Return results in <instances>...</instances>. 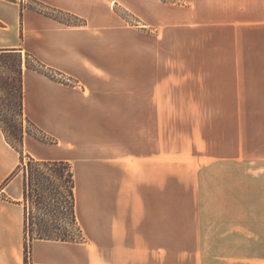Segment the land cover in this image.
<instances>
[{"label":"crops","instance_id":"1","mask_svg":"<svg viewBox=\"0 0 264 264\" xmlns=\"http://www.w3.org/2000/svg\"><path fill=\"white\" fill-rule=\"evenodd\" d=\"M224 2L237 14H227L222 46L195 24L175 26L179 9L154 0H0V53H28L44 65L23 62L24 116L54 140L31 143L40 160L72 166L84 238L35 240L32 264H171V251L183 250L197 251L193 264L209 263L198 173L224 160L242 171V186L264 187V173L253 177L244 161L248 123L261 119L242 94L246 81L260 87L264 80V0ZM118 4L158 32L128 26ZM181 126L186 152L171 142V129ZM18 163L0 130V185ZM251 198L264 202V190ZM22 200L16 175L0 189V264H24ZM226 201L225 264H264V238L251 243L264 209L244 208L240 190ZM235 218L243 219L237 237Z\"/></svg>","mask_w":264,"mask_h":264},{"label":"rangeland","instance_id":"2","mask_svg":"<svg viewBox=\"0 0 264 264\" xmlns=\"http://www.w3.org/2000/svg\"><path fill=\"white\" fill-rule=\"evenodd\" d=\"M156 2H159L160 4H168L171 13L175 12V9H179V14L177 16L179 17V20H176L172 22L175 26H186V25H192L195 24L196 26V32L201 33V35L204 37L213 36L216 35L219 39L217 42H212L211 44H218L224 46V25L226 21L227 14L231 15L232 12L234 14H237V11L233 10H226L225 9V2L224 0H154ZM194 2L200 6L198 9H194ZM215 6V9H209L208 7ZM220 6H223L220 8ZM114 11L121 16L123 21L128 26H134L138 27L141 30H152L151 32L157 33V28H147L145 27V22L142 21L139 17L134 15L130 12L129 9L124 7L123 5L118 4L117 6H113ZM41 11H44L43 7L39 8ZM172 16H175L172 15ZM66 20L70 21V17H65ZM175 26H170L173 29H176ZM261 28V27H260ZM258 27L254 29V33L257 32ZM171 32H180L179 30L171 31ZM252 35V34H251ZM254 35V34H253ZM205 39V38H204ZM222 39V41H220ZM202 46H206L209 43L207 41L201 43ZM22 65L23 62L26 60V56L22 55ZM16 58L12 57L11 60L8 62V65L3 67L0 63V96L3 100V103H14L17 99V92L15 89L12 90L11 95L6 94L5 90H3V85L7 84L8 87H13V85L16 86L17 83V73L14 71L17 68L16 64ZM33 64V62H31ZM264 65V63H263ZM49 74V73H48ZM51 75V74H49ZM54 75V74H53ZM58 79L61 80V82L64 83H71V79L69 77H65L63 75L58 74ZM75 86H79L77 82H74ZM185 96H190V91H184ZM203 94L208 95V90L200 91ZM176 91H174V94ZM243 103H245L246 107H250L252 113H258L259 115L257 117H260V121H250L248 123V127L250 130V137L247 139L249 141L250 146V157L244 159V161L249 163L247 165V168H250V175L255 177V175L264 173V80L261 82L260 87L255 86V84H250L246 81V83L243 85ZM178 99L181 98L180 92H178ZM14 109V108H13ZM12 110V108L10 109ZM250 112V113H251ZM9 113V112H8ZM5 111L1 112V117L5 119L6 121H9V123H18V118L12 115V113L8 114ZM25 117L23 121V126L30 132V134H26L24 137V141L26 139V148L25 143L23 142V149L22 154L14 150L16 153H18L19 157V163L20 160L23 159V162L26 163L28 161V157H32L34 159L40 160V157L37 153H35L34 148L31 146V143L34 141H39L42 143H49L53 144L54 140L50 137H47L45 135L39 134L37 131L34 130V127L32 126V122L26 120ZM173 125V124H171ZM174 132V136L173 135ZM187 137V132L182 130L181 127H176L171 129V142L178 141V145L180 148L179 151L186 152L187 150L185 147V142L182 140L181 137ZM188 138V137H187ZM224 140V138H222ZM206 142H209L208 139L205 140ZM28 142V144H27ZM176 145V142L174 143ZM202 158V157H201ZM240 161V160H239ZM17 165V166H18ZM235 166L233 169L230 166V168L225 164L224 160L218 161L216 163H211L205 166L204 169L201 170L199 175H197L200 190L203 197V221L204 225L202 226V229L204 231L203 234V259L207 258L209 263L207 264H225V254H226V241H225V232L228 227L227 225V219L226 215L228 213V206H227V195L230 193L231 195L234 194V197L237 195L238 191L246 192V197L248 201H245L244 203L241 202V205L243 204L244 208H249L251 211L256 208L264 209V202H256L252 201L254 197L257 198V189L261 188L264 190L263 186H254L253 184H257L256 182L252 185L250 184V180H247V186H242V171L240 169H236ZM15 171V170H14ZM13 171V172H14ZM12 172V173H13ZM11 173V174H12ZM230 173V176H229ZM10 174V175H11ZM9 175V177H10ZM19 177H22V172H19ZM234 175V176H233ZM9 177L0 185V189H3L10 180ZM234 178V180H233ZM230 180V183L228 182ZM234 181V182H233ZM251 196V197H250ZM263 197V196H262ZM250 199V200H249ZM24 201L22 200V203ZM25 204V203H24ZM47 219L49 217L47 216ZM254 219H250L252 221ZM231 223L233 222L234 225H231L230 227L234 228V233L236 235V231L238 233V236H240L239 228L240 226H237L239 224H242L243 219L235 218L231 219ZM79 224V222H78ZM80 226V225H79ZM81 228V227H80ZM260 232L257 233L256 230H254L251 227V243L256 238L260 239V242H263L264 238V226L261 229H258ZM82 234V229H81ZM83 234L81 242H83ZM35 241V240H34ZM81 242H75V243H81ZM236 242V238H235ZM72 243V242H71ZM194 252L197 253V251L194 250H183V251H171L170 258H171V264H193V259L190 260V258H194ZM23 259L24 264H32V243L27 245L25 247V240L23 235Z\"/></svg>","mask_w":264,"mask_h":264},{"label":"trees","instance_id":"3","mask_svg":"<svg viewBox=\"0 0 264 264\" xmlns=\"http://www.w3.org/2000/svg\"><path fill=\"white\" fill-rule=\"evenodd\" d=\"M25 56L26 68L43 70V64L28 53ZM12 57L17 59V68L14 71L18 75L17 83L11 88L5 84L3 90L11 95L12 90L15 89L17 99L11 104L3 103L0 96V130L6 143L22 154L24 137L30 134L23 126L25 116L21 83L22 57L21 53H0V63L3 67L8 65ZM2 111L12 113L18 118V123H9L3 119ZM32 126L41 134L33 124ZM19 172H22L23 178L25 247L34 240L81 242V228L75 208V177L71 164L62 160H37L29 156L26 163L23 159L20 160V164L9 179Z\"/></svg>","mask_w":264,"mask_h":264}]
</instances>
